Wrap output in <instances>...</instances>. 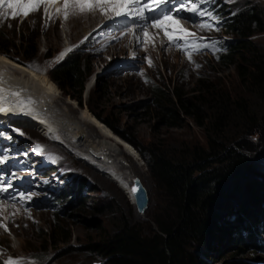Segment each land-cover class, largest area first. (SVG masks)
I'll return each instance as SVG.
<instances>
[{"label":"rangeland","instance_id":"1","mask_svg":"<svg viewBox=\"0 0 264 264\" xmlns=\"http://www.w3.org/2000/svg\"><path fill=\"white\" fill-rule=\"evenodd\" d=\"M220 2L225 6H230L232 3L236 5L248 3L264 7V0H228V2L220 0ZM81 4L91 5L94 10L86 9L81 12ZM106 19H108L106 8L94 6L89 2L78 4L76 0H68L67 8H65V1L62 4H48L39 13L26 18L10 19L6 9L0 13V20H2L0 31L6 37L16 39V46L20 39L19 33L24 30L29 31L35 39L37 50L34 59L28 60L26 64L23 56L17 55L14 50L8 57L0 55L35 73L45 77L51 74L54 77L51 70L58 65H65L68 54L82 48V55H84L82 65H84L85 72H90L86 74L89 77L80 101L67 97L68 90L61 91L57 84L51 81L57 87V98L61 99L56 111H53L57 112L59 131L60 134L63 133L61 140L55 141L47 137L40 129L28 122L16 119L18 121L13 123L15 127H18L17 132L21 128L25 135V140L22 136L15 137V142L22 147L23 154L29 155L30 147H32L37 153L35 160H38V167L42 165L40 159L47 161L49 158L52 161V167L55 168L52 173L65 175L68 172L65 177L71 178L72 176L73 182L68 181L72 194L62 204V207L67 208H60L62 211L60 213H53L55 205L51 209L30 208L31 210H23L22 213L17 209L11 211L12 207L18 208L13 205L5 211L0 209L2 220L7 223V228L0 224V255L5 257L3 264H9L10 261L12 264H34L35 262L42 264L44 261L43 264H102V259L94 255L92 250L87 249V246L109 234L112 225L116 223L114 218H119V215L142 231L150 230L149 227L156 230L152 215L164 204L159 185L152 178L141 153H147L146 148L152 145L160 154L164 153L163 148L173 150V153L169 152L172 160L182 163L190 161L194 157L195 150H208L207 140L212 125L209 121L214 119L216 112L214 109L201 107L202 112L199 119L201 127L196 126L195 117L187 118L180 115L178 125L172 128L159 119L157 111L156 114L149 112L150 108H154L151 97L153 88L166 85L170 90H180L186 93L192 89H198L196 83L201 80L210 83L213 86L212 89L222 93L224 99L230 102L243 95L248 98L246 89L237 77L235 67L233 65L225 67L220 64V57L226 54L222 44L225 41L233 42L232 35L224 34L225 24L222 26L224 18L218 19L219 28L211 32L206 29L202 30L205 33L202 36L214 38L217 42L216 48L209 47L208 53L190 57H179L176 51L159 44L158 36L153 32L148 44L142 36L141 38L139 36L137 44L123 40L107 52L96 51L92 34L98 24ZM155 40L156 42L153 43ZM251 42L253 47L264 50V33L256 34ZM199 47H204V45L200 44ZM122 62L128 68H124V65H121ZM132 65L136 67V70L130 69ZM71 95L76 97L75 92H71ZM211 96L221 97L213 92ZM79 102H81L80 105ZM1 106L5 107L3 104ZM51 106L48 107L50 111L53 110ZM85 113L89 114L94 122L105 126L114 140L118 138L127 148L137 152L138 156L124 154L121 150V155H123L121 164H123V169L132 175L131 184L137 177L146 188L149 201L143 213L138 214L134 203L129 200L127 191L102 176L101 172L88 167L78 158L84 149L79 152L76 147L72 146V139L69 141L65 137L73 138V133L74 137L77 136L79 131L71 119L79 124L80 121L76 118L83 117ZM96 113L102 116V120H109L112 125H117L115 127L124 137L135 141L138 150L133 144L112 131L104 120L97 119ZM85 129L94 136L98 132V129L89 125L85 126ZM81 135L78 134V137L82 143L77 141L75 144L79 149L88 141L84 140ZM257 140L258 135H253L252 145L257 143ZM68 147L74 151L70 148L69 150ZM248 154L250 156L251 153ZM253 156L259 166L252 167L251 174L264 176V166L261 165L264 163V148L259 149ZM76 182L78 190L75 189ZM241 183L242 189L249 187V184L243 181ZM78 192L80 198L77 196ZM75 193H77L76 196ZM239 194L243 199L248 198L249 195L245 190ZM110 218L113 221H108ZM58 229H62V235L56 234ZM49 238L53 244L49 242ZM230 249H221L214 258L210 256V253L205 256L198 249H193L192 253L197 255L194 257H198L200 264H253L255 260L264 262L263 252L250 250L240 254L232 253ZM28 256L37 259H29Z\"/></svg>","mask_w":264,"mask_h":264},{"label":"trees","instance_id":"2","mask_svg":"<svg viewBox=\"0 0 264 264\" xmlns=\"http://www.w3.org/2000/svg\"><path fill=\"white\" fill-rule=\"evenodd\" d=\"M223 16L224 34L232 35L233 42L222 44L226 54L220 57V64L235 67L248 98L243 95L230 102L201 80L196 83L198 89L186 93L170 90L166 85L153 88L155 109L150 108L149 112L157 111L159 119L172 128L178 125L180 115L195 117L196 126L201 127V107L215 110L214 119L209 121L212 132L209 131L208 150H195L194 157L183 163L169 157V152H174L169 148L162 147V154L152 145L146 148L147 153L138 151L159 185L164 205L152 215L156 230L149 227L150 230L142 231L121 215L114 218L111 232L87 246L102 259V264H200L193 249L205 256L210 253L212 258L224 248H231L232 253H264V176L251 174L252 167L259 166L253 154L264 148V50L251 44L256 34L264 33V7L232 3ZM19 35L16 46V39L0 31V54L8 57L14 50L26 64L37 54L35 39L29 31ZM83 60L82 48L74 50L66 57L65 65L51 70L54 77L50 74L58 88L68 90L66 96L77 101L82 98L89 77L86 74H90L85 72ZM211 92L221 97L215 98ZM95 116L104 120L97 113ZM104 123L138 150L135 141L124 137L117 125L109 120ZM253 135H258V140L252 145ZM242 181L249 187L242 189ZM78 188L76 182L75 189ZM240 189L250 196L243 199ZM77 196L80 198L79 192ZM56 234L62 235V229ZM49 242L53 244L51 238ZM253 264L264 262L255 260Z\"/></svg>","mask_w":264,"mask_h":264},{"label":"bare ground","instance_id":"3","mask_svg":"<svg viewBox=\"0 0 264 264\" xmlns=\"http://www.w3.org/2000/svg\"><path fill=\"white\" fill-rule=\"evenodd\" d=\"M53 5H56V3ZM150 32L155 33L158 37L160 36V32L156 29H152ZM157 41L159 44L163 45L162 40ZM47 75L48 76L45 77L44 75L35 73L20 64L14 63V61L9 58L0 55V106L3 104L6 108L10 109V111L6 113L0 112V122L5 125L13 126L15 133H18V127L13 125L15 121L19 120L28 122L34 125L37 129H40L44 135L51 139H55L56 141L62 139L61 134L63 133L60 134L59 131V120L56 117L57 112L53 111H56L55 109L58 107L57 104H59L61 99L57 98L58 86L56 87L52 83L53 80L50 75ZM50 105H52V111L48 109V107L50 108ZM22 112H30V114L25 115L22 114ZM76 119L80 121L79 124L75 123L76 120L73 121L71 119V122L76 125V129L79 131L76 134L77 136L74 137L73 133V138H69V136L65 137L69 139V141L72 139V146L76 147L79 152L84 149L82 155L78 156V158L88 165V167L90 166L96 171L101 172L102 176L108 178V180L115 183L118 187L127 191L129 200L134 203V195L131 191L130 183L132 175L123 169V164H121V156L123 155H121L120 151L123 150L124 154L126 153L130 155H137V152L127 148L118 138H116L117 140L115 139V141L110 136L111 132L101 123L94 122L89 114L85 113L83 117H78ZM88 125L98 129L95 136L85 129V126L87 127ZM19 132L23 133V130L19 128ZM78 134H82L81 136L83 139L88 140L85 146L83 145L81 149L75 145L77 141H79V143L81 142ZM90 139H94L95 141L91 142ZM69 148L70 147H68V149ZM70 149L71 151H74L72 148ZM106 151H109L110 153ZM51 155L53 156L52 153ZM50 162L52 161L50 160ZM134 181L136 180H133V182ZM71 182H73V179ZM17 210L19 211L21 209L18 208ZM22 212L23 210H21V213Z\"/></svg>","mask_w":264,"mask_h":264},{"label":"snow or ice","instance_id":"4","mask_svg":"<svg viewBox=\"0 0 264 264\" xmlns=\"http://www.w3.org/2000/svg\"><path fill=\"white\" fill-rule=\"evenodd\" d=\"M54 2H55V0H7V7L9 9H16V8L19 7L21 9V11L19 13H17L16 11H13L12 18L15 19L18 14L22 15L24 17H27L31 12L38 11L40 6H41V4H48V3H54ZM104 2H108V0H97V3H104ZM139 2H140V0H124V4L122 6H126L127 4H135V3H139ZM170 2H171V0H155L156 9H159L161 6L167 7L168 3H170ZM197 2H198V0H192L190 8H186L182 3L178 4L176 6L175 10L177 12L181 11L182 9L183 10H187L190 13L195 14V15H197L199 17L211 16V13H205L204 11L199 10L197 8ZM226 2H228V0H226ZM76 3L79 4L80 0H76ZM144 3H145V5H147L148 4V0H144ZM3 4H4V0H0V6H2ZM67 7H68V0H65V8H67ZM86 9L88 11L94 10L91 5L85 6V5L81 4L80 11L84 12ZM149 10L150 11H154L151 8ZM114 11H115V15L118 16V17L121 16V15H129V14H131V12H127L126 13V12L121 11L119 8L115 9ZM136 15L141 20L148 19V17H146L143 14V11H141V10H136ZM65 18H67V16H65ZM211 18L214 19V20H218L217 17H211ZM163 21H171L172 23H178V20L174 19L170 14H166L165 16L160 17L158 20L157 19H153L151 26L152 27H160L161 26V22H163ZM0 23H2V20H0ZM9 26H11V25H9ZM201 26L202 27H208V28H212L213 27L212 25H201ZM184 31H185L184 29H181V32H184ZM187 34L188 35H192L191 33H187ZM145 35H147V32H145ZM166 35H168V34L166 33ZM168 38H169V40H173L174 39V37H172V36H169ZM204 47H209V46L208 45H204ZM8 111H10L9 108H5L3 106H0V112L6 113ZM22 114L29 115L30 112H22ZM20 134L22 135L23 133H20ZM38 150H39V147H38ZM7 191H8L7 188L0 187V193H5ZM132 192L135 194L137 192V189L133 188ZM21 199H24V197H21ZM9 264H12V262L10 261Z\"/></svg>","mask_w":264,"mask_h":264},{"label":"clouds","instance_id":"5","mask_svg":"<svg viewBox=\"0 0 264 264\" xmlns=\"http://www.w3.org/2000/svg\"><path fill=\"white\" fill-rule=\"evenodd\" d=\"M226 8L227 7H224L222 10H221V14H220V17L221 18H224V16H223V14H224V12H226ZM225 19V18H224ZM224 26V25H223ZM208 32H210V31H208ZM203 34H205V33H203V32H200L199 34H198V36L197 37H200V38H206V39H208L207 38V36H202ZM130 69L131 70H136V67H130ZM84 93V92H83ZM8 126H10V127H12L13 128V126H11V125H8ZM54 170V169H53ZM53 170H49L48 172L49 173H52V171ZM56 173V172H55ZM72 177V176H71ZM66 178V177H65ZM64 179V178H63ZM132 185V184H131ZM143 185V184H142ZM60 195H61V197H59L58 199H57V197L55 198V201H52L51 202V205H55V209L53 210V213H60V212H62L61 210H60V208H67V207H62V204L64 203V201L66 200V199H68V197H66V196H64L66 193H64L65 191H66V189L68 188V190L66 191V192H71V190H69V186L67 187V185H60ZM146 189V188H145ZM147 192V191H146ZM71 194H72V192H71ZM71 196V195H70ZM147 197H148V193H147ZM57 199V200H56ZM148 201H149V198H148ZM134 203H135V199H134ZM136 207V206H135ZM19 208V207H18ZM18 208H16V209H18ZM53 208V207H52ZM21 210H23V209H21ZM138 211V210H137ZM144 212V211H143ZM142 212V213H143ZM138 214H140V212L138 211ZM3 227H5V228H7V225L6 226H3ZM0 251H1V249H0ZM28 258L29 259H37V258H35V257H31V256H28ZM34 264H36V262L34 263Z\"/></svg>","mask_w":264,"mask_h":264},{"label":"water","instance_id":"6","mask_svg":"<svg viewBox=\"0 0 264 264\" xmlns=\"http://www.w3.org/2000/svg\"><path fill=\"white\" fill-rule=\"evenodd\" d=\"M133 180H136L132 183L131 185V191L133 188L137 189V192L134 195V199H135V206L137 208V210L142 213L145 208L146 205L148 203V197H147V192L145 187L140 183V180L135 177Z\"/></svg>","mask_w":264,"mask_h":264}]
</instances>
